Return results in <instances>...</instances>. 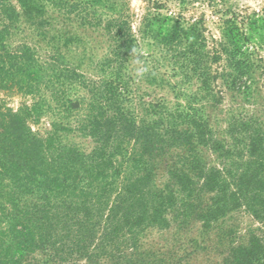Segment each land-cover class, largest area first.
Returning <instances> with one entry per match:
<instances>
[{
  "label": "trees",
  "instance_id": "16d2710c",
  "mask_svg": "<svg viewBox=\"0 0 264 264\" xmlns=\"http://www.w3.org/2000/svg\"><path fill=\"white\" fill-rule=\"evenodd\" d=\"M147 1L138 32L123 0L60 1L67 18L94 24L112 42L97 79L64 64L51 75L53 100L95 145L62 144L58 131L71 130L63 124L46 138L32 132L27 122L40 102L0 110V264H23L19 252L42 246L87 264H182L146 242L149 228L170 225L168 212L178 228L199 221L206 229L243 207L264 228V130L253 115L227 111L224 128L213 116L224 92L257 99L264 10L221 8L220 36L209 44L202 18L187 21L161 12L162 0ZM0 14L16 13L0 0ZM37 65L27 45L0 52V87L32 91ZM141 83L168 88L174 100L147 99ZM217 264H264V239L251 233Z\"/></svg>",
  "mask_w": 264,
  "mask_h": 264
},
{
  "label": "rangeland",
  "instance_id": "374dc122",
  "mask_svg": "<svg viewBox=\"0 0 264 264\" xmlns=\"http://www.w3.org/2000/svg\"><path fill=\"white\" fill-rule=\"evenodd\" d=\"M60 1L63 0H29L25 1L26 3H22V0H4L16 14L11 16L0 14V30L3 27L7 29L0 40L2 44L0 52L4 50L15 52L23 45L29 46L37 59L35 72L38 83L32 91L19 89L16 85L0 87V110L17 111L24 105L40 102L42 103L40 115L30 117L27 122L31 131L39 137L46 138L54 132L53 124L69 126L70 131H58V140L62 144L76 145L88 152L95 143L92 138L78 131L74 117L66 116L67 113L64 111L63 113L61 107L53 100L51 75L54 67L64 64L76 68L89 79H97L96 63L108 54L112 42L106 31L94 24L83 23L74 16H71V19L67 18L65 13L67 8L63 7ZM123 1L127 4L126 12L131 15L132 28L138 32L141 18L146 13L149 3L147 0ZM162 1L165 6L160 11L163 13L182 14L187 21L202 18L209 44L212 42L211 38L220 36L221 8L231 5L234 9L240 10L241 14L264 10V0H226V4L221 1L211 3L212 1L208 0H186L181 5L178 0ZM147 49L148 47H144L143 51ZM260 53L264 60V51ZM259 79L260 92L258 95L255 93L257 97L255 100L243 99L239 95L231 98L224 92L222 102L213 115L217 120L221 119L217 123L220 128L225 127L223 118L228 114L227 111H232L236 118L240 115L255 116L259 127L264 130V72ZM141 89L149 92L146 95L147 99L160 96L169 101L174 100L168 88L152 89L141 83ZM220 89L222 91V88ZM170 159L171 157L165 158V161L168 162ZM168 178L166 163L161 161L156 169V181L163 186ZM6 212L10 213L8 207ZM3 217L5 215L1 218V226L7 228V218L4 220ZM168 218L170 219L168 227L154 226L147 230L146 242L156 250L169 252L170 256H175L182 264L222 263L231 248L248 243L251 233L264 239L262 224L243 207L231 210L206 229L199 221H192L186 227L178 228L173 212H168ZM18 254L23 264H87L84 259L70 256L65 250L45 246L34 250L26 249Z\"/></svg>",
  "mask_w": 264,
  "mask_h": 264
}]
</instances>
